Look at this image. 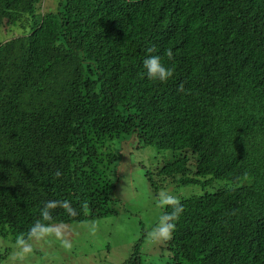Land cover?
Wrapping results in <instances>:
<instances>
[{"label":"trees","instance_id":"1","mask_svg":"<svg viewBox=\"0 0 264 264\" xmlns=\"http://www.w3.org/2000/svg\"><path fill=\"white\" fill-rule=\"evenodd\" d=\"M42 1L0 0V31L31 29L0 42V237L118 215L128 142L174 154L149 178L157 197L228 182L176 200L172 264H264V0ZM149 55L167 83L146 77Z\"/></svg>","mask_w":264,"mask_h":264},{"label":"rangeland","instance_id":"2","mask_svg":"<svg viewBox=\"0 0 264 264\" xmlns=\"http://www.w3.org/2000/svg\"><path fill=\"white\" fill-rule=\"evenodd\" d=\"M59 1L43 0L40 5L43 12L54 11ZM11 27L16 26L0 31V42L31 30L30 26L25 31L20 26ZM117 147L120 161L115 195L120 213L84 222L56 223L27 243L0 237V264H127L138 243L140 264H172L168 252L161 247L166 238L158 232L163 218L161 200L165 196L179 200L212 193L228 182L170 185L157 197L149 178H156L153 171L173 159L174 154L151 146L134 147L132 143L128 147V142Z\"/></svg>","mask_w":264,"mask_h":264},{"label":"clouds","instance_id":"3","mask_svg":"<svg viewBox=\"0 0 264 264\" xmlns=\"http://www.w3.org/2000/svg\"><path fill=\"white\" fill-rule=\"evenodd\" d=\"M152 50L150 49L149 52ZM166 56L169 60L172 59V52L168 50L166 52ZM143 68L145 70L146 77L152 81H158L160 83H167L173 77V69L171 67L166 66L162 62V58L159 55H149L147 58L143 60ZM162 204H171L173 205V213L172 215H168L162 218L161 224L162 226L158 228V232L162 234L165 238L170 235L172 229L174 228V224L168 223V221L179 219V216L183 213V206L178 203L172 197L165 196L162 200ZM54 203L49 202L46 205L45 209L42 212V215L45 218H48V209L53 207ZM63 206L65 208H69V204L67 201L64 202ZM70 210V208H69ZM35 232V229L33 230Z\"/></svg>","mask_w":264,"mask_h":264}]
</instances>
